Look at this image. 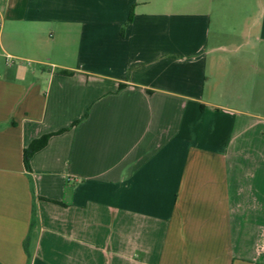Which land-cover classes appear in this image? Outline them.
I'll use <instances>...</instances> for the list:
<instances>
[{
	"label": "crops",
	"instance_id": "obj_1",
	"mask_svg": "<svg viewBox=\"0 0 264 264\" xmlns=\"http://www.w3.org/2000/svg\"><path fill=\"white\" fill-rule=\"evenodd\" d=\"M0 264H264V0H0Z\"/></svg>",
	"mask_w": 264,
	"mask_h": 264
},
{
	"label": "trees",
	"instance_id": "obj_2",
	"mask_svg": "<svg viewBox=\"0 0 264 264\" xmlns=\"http://www.w3.org/2000/svg\"><path fill=\"white\" fill-rule=\"evenodd\" d=\"M52 135L44 136L38 140L33 141L29 147L24 151L23 163L26 171L30 172L29 160L33 154L41 150L47 144L48 139Z\"/></svg>",
	"mask_w": 264,
	"mask_h": 264
}]
</instances>
